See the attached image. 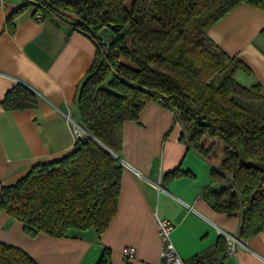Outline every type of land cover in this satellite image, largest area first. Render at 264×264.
I'll use <instances>...</instances> for the list:
<instances>
[{"label": "trees", "instance_id": "trees-1", "mask_svg": "<svg viewBox=\"0 0 264 264\" xmlns=\"http://www.w3.org/2000/svg\"><path fill=\"white\" fill-rule=\"evenodd\" d=\"M241 2L264 8V0H33L43 15L58 16L96 43L74 99L86 135L70 153L37 163L15 184L1 186L0 210L22 221L31 237H65L73 228L102 233L117 211L123 171L111 151L122 149L124 121L138 120L155 99L182 124V140L210 163L213 185L204 196L212 207L241 212L239 235L246 241L263 231L261 85L240 82L237 72L250 68L208 34ZM30 3L6 19L11 33L14 16ZM63 13L75 19L66 20ZM105 27L113 36L102 34ZM2 104L26 109L38 100L17 83ZM225 248L221 238L216 251ZM0 264L39 263L23 248L0 241ZM97 264H107L104 255Z\"/></svg>", "mask_w": 264, "mask_h": 264}, {"label": "crops", "instance_id": "crops-1", "mask_svg": "<svg viewBox=\"0 0 264 264\" xmlns=\"http://www.w3.org/2000/svg\"><path fill=\"white\" fill-rule=\"evenodd\" d=\"M14 16L13 33L8 16ZM33 0H6L0 8V188L15 184L40 162L70 153L86 135L74 102L78 85L90 67L96 43L53 14L39 19ZM39 11H41L39 9ZM42 12V11H41ZM64 14L66 20L75 19ZM224 50L236 55L250 73L237 72L247 86L261 85L264 101V8L241 2L208 30ZM17 83L29 87L38 100L33 108L7 110L2 101ZM174 112L158 100L149 101L138 120L123 123V146L117 153L123 166L117 211L108 227L73 228L65 237L39 233L31 237L22 221L0 210V241L23 248L39 264H122L123 248H136L135 264H156L161 243L158 218L171 220L178 253L202 264H264V230L227 254L224 233L239 232L241 212L215 210L204 196L213 185L211 165L185 140ZM179 170L177 175H168ZM225 251L217 252L219 240Z\"/></svg>", "mask_w": 264, "mask_h": 264}, {"label": "built area", "instance_id": "built-area-1", "mask_svg": "<svg viewBox=\"0 0 264 264\" xmlns=\"http://www.w3.org/2000/svg\"><path fill=\"white\" fill-rule=\"evenodd\" d=\"M6 0H0V8L5 4ZM35 15L41 19L44 17L43 13L39 9H35ZM76 134L80 136L82 131L77 126L75 127ZM112 154L118 157V154L111 151ZM175 228L174 223L163 217L158 218V235L161 243L160 256L156 264H202L200 255H195L191 261L187 262L177 251L175 243L172 239V233ZM224 237L227 240L228 246L226 249L227 254H233L236 252L240 245L244 244V239L237 234L224 233ZM123 262L122 264H135L136 248L134 246H125L122 251Z\"/></svg>", "mask_w": 264, "mask_h": 264}, {"label": "water", "instance_id": "water-1", "mask_svg": "<svg viewBox=\"0 0 264 264\" xmlns=\"http://www.w3.org/2000/svg\"><path fill=\"white\" fill-rule=\"evenodd\" d=\"M102 34L106 37H111L113 36V32L110 30L109 27H105L103 30H102Z\"/></svg>", "mask_w": 264, "mask_h": 264}, {"label": "rangeland", "instance_id": "rangeland-1", "mask_svg": "<svg viewBox=\"0 0 264 264\" xmlns=\"http://www.w3.org/2000/svg\"><path fill=\"white\" fill-rule=\"evenodd\" d=\"M251 112H252L253 114H255V113H254V109H253V106H252V110H251Z\"/></svg>", "mask_w": 264, "mask_h": 264}]
</instances>
